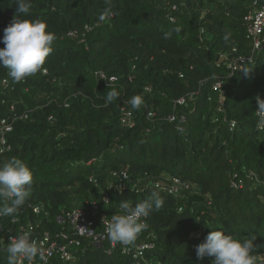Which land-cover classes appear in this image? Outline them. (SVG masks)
<instances>
[{"label": "trees", "instance_id": "16d2710c", "mask_svg": "<svg viewBox=\"0 0 264 264\" xmlns=\"http://www.w3.org/2000/svg\"><path fill=\"white\" fill-rule=\"evenodd\" d=\"M14 3L0 0V38L16 14ZM31 3L28 16L19 18L44 21L55 41L41 72L22 82L0 67V119L9 115L12 103L19 113L31 110L28 119L16 122L9 135L12 149L0 162L16 157L33 170L31 195L15 215L1 217L5 229L33 223L58 230V215L93 201L109 216L118 214L121 200L134 206L159 190L147 182L138 188L139 178L155 182L173 176L189 188L181 196L159 190L163 206L146 217L148 228L138 237L155 236L146 264H212L214 257L197 258L196 247L218 228L241 240L255 236L253 254L257 264H264V130L257 128L255 110L256 97L264 99V47L228 80L223 111L210 83L201 87L203 80L224 72L216 66L221 52L236 47L239 54H251L244 16L264 0ZM99 71L118 78L113 87L119 96L111 104L103 102L110 89ZM3 79L13 87L8 92L15 101H7ZM200 87L190 107L176 108L185 122L166 119L177 98ZM134 95L143 98L139 110L128 103ZM124 107L132 111L134 126L121 123ZM148 110L155 112L152 119ZM231 120L236 121L233 131ZM121 169L129 179L118 190L110 186L117 183L112 172ZM235 174L242 186L232 185ZM35 205L44 211L34 213ZM108 249V242L90 245L76 260L53 264H133L119 243L111 254Z\"/></svg>", "mask_w": 264, "mask_h": 264}, {"label": "clouds", "instance_id": "9594fccd", "mask_svg": "<svg viewBox=\"0 0 264 264\" xmlns=\"http://www.w3.org/2000/svg\"><path fill=\"white\" fill-rule=\"evenodd\" d=\"M14 4L16 14L4 28L0 38V42L4 44V47H0V67L7 69L8 76L19 83L41 72L52 51L55 35L40 19L19 18L28 16L32 8L31 0H15ZM105 19V14L99 17L100 21ZM170 35V32L164 34L165 38ZM225 39H228L227 35ZM107 80L110 90L105 94L103 102L111 104L118 98L119 92L113 87V79ZM256 100L255 110L264 120V99L258 95ZM128 103L132 110H139L143 98L134 95ZM32 187L33 170L22 159L11 157L6 163L0 164V217L15 215L30 197ZM158 187L157 185L156 188ZM163 203L159 190H153L147 198L134 206L129 200H121L120 212L111 215L110 220H103L108 239L123 246L134 245L139 235L148 228L144 218L154 210L158 211ZM255 239V236L237 239L218 228L209 232L205 241L197 245L196 256L198 259L214 257L212 264H257L256 255L253 254ZM5 250L6 264H20L22 259L27 264H32L37 257L42 262L46 260L40 243L32 238L31 229L11 237Z\"/></svg>", "mask_w": 264, "mask_h": 264}, {"label": "built area", "instance_id": "2783aa9c", "mask_svg": "<svg viewBox=\"0 0 264 264\" xmlns=\"http://www.w3.org/2000/svg\"><path fill=\"white\" fill-rule=\"evenodd\" d=\"M173 9H177L174 5ZM171 21L175 20V17L170 18ZM244 24L246 27V37L250 42L251 54L244 55L239 54L236 47L227 52H221L218 54V59L216 62L217 67L225 68L224 72L220 75L215 76L212 80L206 79L201 82V87H205L210 83V88L213 93L218 95L219 111H223V106L225 104V95L227 82L232 78L236 72L240 71L241 68L249 62H252L255 53L264 47V5L258 6L255 4L254 8L244 16ZM87 29L89 27L87 26ZM203 32V29H202ZM70 36L74 37L77 35L76 32H70ZM135 68V66H133ZM46 74L47 71L43 70ZM99 79L107 78L113 79L114 82L117 81L116 76L107 77L105 72L99 71L96 73ZM180 77H184L180 74ZM107 79H103L109 83ZM3 88H13L10 82L3 79L1 82ZM201 87L198 91L191 92L185 96L179 97L174 101V112L166 116V119L170 122L179 121V123L186 121V116L184 114H178L176 108L178 107H190V103L195 100L201 91ZM150 91V88H147ZM213 95H209L208 100L212 101ZM9 115L4 116L0 119V156L6 154L12 149V145L9 143V135L13 132L16 122L19 120H26L29 118L31 110H25L21 113L17 111L15 103H12L8 107ZM258 117L257 128L260 131L264 130V120L256 112ZM155 112L148 110L146 116L148 119H152ZM50 120H54L53 116L49 117ZM121 123L124 126H134V115L132 111L126 107L122 108ZM179 129H182L178 125ZM229 128L231 131L236 128V121L231 120L229 122ZM0 164H2L0 162ZM112 177L116 180V184H111L110 187L115 185V188L122 190L129 179V173L126 169L116 170L112 172ZM238 179V175H234V180L232 185L235 187L242 186V180ZM91 181H95L94 176L90 177ZM154 184L155 187L158 185L157 189L167 192L173 196H181L185 190H188L189 185L184 183L180 178L167 176L163 179L153 182L152 179L148 177L139 178L137 187L139 188L141 184ZM103 201L108 203V194H105ZM211 204V202H209ZM181 210V208H180ZM33 211L36 214H40L44 211L43 206L35 205L33 206ZM45 215L49 216V213L45 211ZM1 219V217H0ZM110 220L111 216L101 210V204L97 201L91 202L89 207H73L66 210L62 215L56 217V223L60 226V229L45 228L40 224L27 223L22 224L17 227L16 230L5 229L0 221V264H6V247L7 243L10 242L11 237L20 233L21 231L31 229L32 238L36 239L41 247L42 251L46 256L45 261H40L39 257L35 258L32 264H53L55 259L61 260L63 262H71L79 258L80 254L83 253L90 245L102 246L105 242L109 243L108 253L111 254L112 250L116 248L117 243L112 242L108 239L105 232V226L103 220ZM14 223H19L17 218H13ZM49 221V219H48ZM144 222L147 223L146 218ZM201 234L199 233L198 236ZM155 236L149 234L146 238L137 239L134 245L123 246L121 244L120 248L122 253L132 257L133 264H146V254L153 251L156 247V242L154 241ZM20 264H27L23 259Z\"/></svg>", "mask_w": 264, "mask_h": 264}, {"label": "rangeland", "instance_id": "374dc122", "mask_svg": "<svg viewBox=\"0 0 264 264\" xmlns=\"http://www.w3.org/2000/svg\"><path fill=\"white\" fill-rule=\"evenodd\" d=\"M2 89H4V90H2ZM2 91L3 92H5V93H8V98H7V101L9 102V101H15V100H13L14 98L12 97V94H9V92L8 91H10L9 89H7V88H3L2 87ZM262 257H264V255H262Z\"/></svg>", "mask_w": 264, "mask_h": 264}]
</instances>
